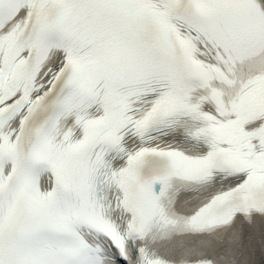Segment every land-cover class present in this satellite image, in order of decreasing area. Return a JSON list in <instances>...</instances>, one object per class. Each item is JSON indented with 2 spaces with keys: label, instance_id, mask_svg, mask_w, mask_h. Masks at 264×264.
Listing matches in <instances>:
<instances>
[{
  "label": "snow or ice",
  "instance_id": "6c2138e0",
  "mask_svg": "<svg viewBox=\"0 0 264 264\" xmlns=\"http://www.w3.org/2000/svg\"><path fill=\"white\" fill-rule=\"evenodd\" d=\"M0 264H264V0H0Z\"/></svg>",
  "mask_w": 264,
  "mask_h": 264
}]
</instances>
